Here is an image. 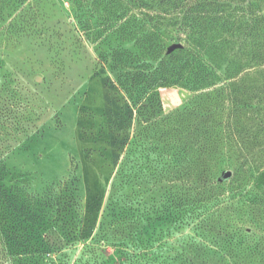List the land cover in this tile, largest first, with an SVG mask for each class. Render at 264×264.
Segmentation results:
<instances>
[{
	"label": "rangeland",
	"instance_id": "374dc122",
	"mask_svg": "<svg viewBox=\"0 0 264 264\" xmlns=\"http://www.w3.org/2000/svg\"><path fill=\"white\" fill-rule=\"evenodd\" d=\"M140 13L129 0H0V183L21 189L13 198L73 197L65 214L79 228L62 242L55 210L42 219V207L13 199L0 212V264H254L264 79L243 83L245 107L217 97L221 82L200 93L213 110L199 126L210 151L188 169L177 155L188 122L175 114L195 94L159 88L162 112L141 116L111 70Z\"/></svg>",
	"mask_w": 264,
	"mask_h": 264
},
{
	"label": "trees",
	"instance_id": "16d2710c",
	"mask_svg": "<svg viewBox=\"0 0 264 264\" xmlns=\"http://www.w3.org/2000/svg\"><path fill=\"white\" fill-rule=\"evenodd\" d=\"M129 2L138 5L142 13L140 18L131 16L126 20V39L133 42V47L113 52L112 73L141 116L162 112L159 88L180 87L193 92L195 97L189 106L175 114L176 123L188 122V132L177 148V155L184 156L182 159L190 170L199 164L205 165V156L210 151L209 139L199 131V126L202 119L213 115V110L211 107L204 110L208 104L205 96L209 94L200 93L221 82L222 86L213 90L217 97L225 95L232 104L250 105L248 100L238 97V92L246 80L264 79V0ZM147 25L151 30H144L148 29ZM182 40L186 47L169 54V47ZM2 161L0 159V181L5 176ZM204 171H208L207 168ZM20 190L0 183V212L8 211L3 205L13 199L25 205L24 208L42 207V219L47 216L46 212L55 210L64 231L62 242L69 244L76 240L79 228L71 224L65 214L74 203L73 197L63 196L64 203L53 205L48 199L27 193L23 199L10 196ZM253 206L255 218H260L264 213V198L256 199ZM256 236L251 235L254 238L251 259L254 264H264V234Z\"/></svg>",
	"mask_w": 264,
	"mask_h": 264
},
{
	"label": "water",
	"instance_id": "95a60500",
	"mask_svg": "<svg viewBox=\"0 0 264 264\" xmlns=\"http://www.w3.org/2000/svg\"><path fill=\"white\" fill-rule=\"evenodd\" d=\"M181 47H182V45L180 43H176V44L172 45L171 47H169L168 53H173L174 51L180 49ZM231 176H232V172L228 171V172L225 173L224 178L228 179Z\"/></svg>",
	"mask_w": 264,
	"mask_h": 264
}]
</instances>
